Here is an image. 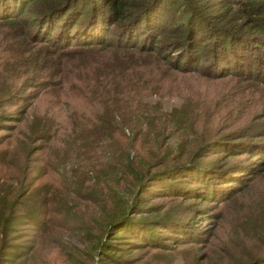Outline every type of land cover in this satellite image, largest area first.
<instances>
[{
    "label": "trees",
    "instance_id": "obj_1",
    "mask_svg": "<svg viewBox=\"0 0 264 264\" xmlns=\"http://www.w3.org/2000/svg\"><path fill=\"white\" fill-rule=\"evenodd\" d=\"M111 28H114L113 34L108 36ZM0 45L5 53V67L12 75L22 69H33L31 74L28 70L30 77L51 80L64 77L67 71H74L72 76L76 81L73 87L96 101L91 116L80 115L78 120L67 116L70 132L80 131L79 138L77 136L68 142L55 137L58 130L63 132V124L66 123L58 122L51 130L44 120L39 127L50 131L52 143L75 145L80 150L90 147L92 133L104 142L107 149L116 141V155H111L112 162L109 163L114 169L112 172L116 173L115 183L118 179L136 183L141 189L138 194L140 200L155 190H169L165 195L177 193L180 197L216 201L233 188L234 194L239 193L235 187L261 165L258 160L236 169L233 162L225 158L211 161L214 159L209 156L212 149L228 155L254 150L264 152V140H239L241 136L235 134L219 136V139L214 137L211 141L188 142V150L180 147L175 150L166 148L160 153L148 150L149 153L154 152V164L158 161L160 170L153 172L146 184L141 182V172L136 171L133 155L169 128H176L178 136L184 137V117L183 114L177 116L181 111L172 107L165 109L159 104L148 106L139 101L143 94L170 95L168 88L160 91L170 76L174 79L177 73L201 72L208 77L255 78L264 84V77L258 74L259 68L264 75V0H0ZM257 53L263 61L258 60ZM2 78L0 75V107L12 93L9 87L3 96ZM36 127L37 123L34 131ZM124 130L129 134L126 135ZM261 135L264 137V133ZM55 151V148L49 150L52 158L56 157ZM215 163L220 166H214ZM230 165L233 170L229 172ZM109 173L103 174L105 183L114 175ZM69 177L67 175L61 183L68 185ZM99 177L89 179L88 190L84 179L75 182L76 193L85 202L101 197L99 194L103 189L100 190L97 184ZM64 187L68 190V186ZM92 187L99 190L92 192ZM43 190L46 189L42 186L36 187L29 196L22 197L21 202L16 200L14 205L7 206L4 219L0 209L2 236L9 232L6 225L16 229L19 223L26 222L24 228L33 234L34 225H37V230L47 227L52 213L43 218L49 212L46 195L40 196ZM2 194L0 199H3ZM102 196L106 197L103 192ZM20 206L21 212L15 214ZM42 207H47L45 214L41 212ZM248 207L253 208L254 205L249 204ZM131 208L138 211L136 201L130 208L124 206L116 214L111 211L105 213L102 222L95 215L104 213L92 208L95 215L80 222V228L93 236L91 221L95 224V232L105 228L116 233L122 229L148 233L149 218H141L140 221L146 223L138 227L142 223L133 224V218L127 214ZM75 217L74 214L73 219ZM233 219L239 220L236 215ZM154 222L171 234L177 233L174 230L182 231L180 221L169 215L161 216L156 212L151 225ZM188 224L186 221L182 223L184 228L189 227ZM120 225L122 228L116 229ZM234 229L244 231V226ZM261 235L264 233H254L252 254L244 257L242 264H264V236ZM107 243L111 242L100 241L98 249ZM10 247L3 244V259H6L4 253ZM105 250L108 255L112 253L108 251H113L108 247ZM8 253L12 260L21 257ZM102 261L104 264V259ZM209 262V257H206L203 264Z\"/></svg>",
    "mask_w": 264,
    "mask_h": 264
},
{
    "label": "rangeland",
    "instance_id": "obj_2",
    "mask_svg": "<svg viewBox=\"0 0 264 264\" xmlns=\"http://www.w3.org/2000/svg\"><path fill=\"white\" fill-rule=\"evenodd\" d=\"M113 31L114 28H111L108 36ZM1 50L0 45L3 96L9 87L12 88V93L3 100L0 107V195L3 193L0 209L3 211V219L7 206L14 205L16 200L21 202L22 197L29 196L39 186L46 189L40 192V196L46 195L49 209L43 218H48L50 213L52 217L45 229L43 226L37 230V225H34V234L24 228L25 222L19 223L16 229L6 225V231L8 228L9 232L2 236L0 223V264H103L102 259L104 264H193L194 260L195 264H203L206 257L210 259L209 264H242L245 262L244 257L252 254L254 233H264V152L254 150L234 155L219 149L210 152L209 156L214 158L211 161L218 162L220 157L225 158L233 162L235 168L260 161L259 168L256 167L235 187L240 190L237 194L233 193V188L224 197L209 201L180 197L177 193L165 195L169 190H155L149 195L145 193L141 201L138 197L141 189L136 183L123 179L115 183L116 173L112 172L114 169L109 163L112 162L111 155H116V141L107 149L104 142L92 133L90 147H82L80 150L75 145L52 143L53 140L49 139L50 131L39 127L40 122L45 120L52 130L58 122L66 123L68 115L76 120L80 115H92L91 110L93 108L94 111L96 101L73 87L76 81L72 76L74 71H67L64 77L51 80L40 76L30 77L33 69H28L30 72L22 69L12 75L5 67V53ZM257 56L259 61H263L258 53ZM258 72L264 77L259 68ZM170 77L160 90L168 88L171 90L170 95L143 94L139 101L148 106L159 104L165 109L172 107L181 111L177 116L183 114L184 137L178 136L176 128H169L133 155L136 171L141 172L143 184L147 183L153 172L160 170L158 161L154 164V152L160 153L166 148L175 150L177 147L188 150V142L211 141L214 137L219 139V136L231 134L241 136L239 140H264L261 135L264 133L262 80L240 76L208 77L201 72L177 73L174 79ZM36 123L38 128L34 131ZM68 125L63 124V132L58 130L55 137L68 142L77 136L79 138L80 131L70 132ZM124 133L129 134L126 130ZM116 138L119 139V136ZM48 148L57 150L55 158H52ZM148 150L154 152L149 153ZM213 165L220 166L218 163ZM232 167L227 170L232 171ZM108 172V175H114L108 177L105 183L103 174ZM67 175L71 178L68 185L61 183ZM95 176H100L97 184L106 197L100 191L101 197L85 202L76 193L75 182L84 179L88 190V181ZM64 186H68V190ZM97 190L98 187H92V192ZM134 201L138 211H132L131 208L127 214L133 218V224L142 223L138 227L146 223L140 221L141 218H149L148 233L145 234L144 230L138 234L135 229L131 232L122 229L116 233L105 228L95 232V224L91 221L93 236L87 235L88 232L80 228V222L95 215L92 208L104 213L95 215L102 222L105 213L111 211L116 214L124 206L130 208ZM249 204L254 207L247 208ZM47 207L41 208L43 214ZM21 210L22 207H18L15 214ZM156 212L161 216L177 218L182 231L174 230L177 233L171 234L166 228H161L163 226L157 227V221L151 225V218L156 216ZM235 215L239 220L233 219ZM184 221L189 223V227H183ZM127 225L130 226L129 223ZM236 226H244V231L234 229ZM125 228L128 230V227ZM159 232L167 235L160 236ZM108 240L111 243L105 247L113 249L108 251L112 252L110 255L105 254V247L98 249L100 241ZM3 244L11 246L4 253L6 259H3ZM8 252L21 257L17 260L9 259Z\"/></svg>",
    "mask_w": 264,
    "mask_h": 264
}]
</instances>
